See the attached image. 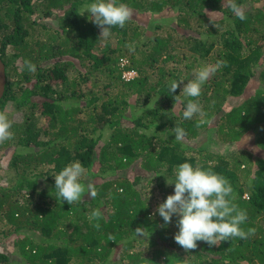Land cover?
<instances>
[{
	"label": "trees",
	"instance_id": "trees-1",
	"mask_svg": "<svg viewBox=\"0 0 264 264\" xmlns=\"http://www.w3.org/2000/svg\"><path fill=\"white\" fill-rule=\"evenodd\" d=\"M93 2L0 0L7 75L0 111L13 133L0 149L11 148L7 166L15 173V182L0 184V220L17 238L25 235L16 242L21 260L0 253V264H264V158L236 150L248 134L264 149V0H235L246 20L228 0H117L132 16L106 39L85 11ZM172 12L176 23L160 32ZM142 13L163 17L150 31L138 21ZM192 20L200 31L181 32ZM218 61L223 66L193 98L205 116L184 119L183 85L169 94L170 82L187 83ZM130 69L138 74L126 82ZM253 80L259 85L251 88ZM199 119L206 123L197 127ZM177 126L186 132L182 141ZM213 137L221 149L208 148ZM73 162L85 168L81 183L93 184L98 195L70 205L57 200L54 176ZM184 162L230 181L233 203L247 213L241 227L255 228L253 235L211 247L198 241L189 251L175 242L179 217L165 227L152 205L174 194L167 181ZM130 166L148 171V181L118 172ZM96 209L99 229L88 219Z\"/></svg>",
	"mask_w": 264,
	"mask_h": 264
},
{
	"label": "clouds",
	"instance_id": "clouds-1",
	"mask_svg": "<svg viewBox=\"0 0 264 264\" xmlns=\"http://www.w3.org/2000/svg\"><path fill=\"white\" fill-rule=\"evenodd\" d=\"M228 7L240 20L247 19L245 10L235 0H228ZM85 11L92 17L93 23L101 28L100 36L105 39L111 35L112 27L123 28L132 16V10L125 4H118L117 0H95ZM24 64L28 71L35 72V65L31 61H25ZM222 66L223 62L218 61L214 66L205 65L197 69L194 78L187 83L175 80L170 82L169 94L176 93L183 85L181 90L183 96L187 98L183 110L184 119L191 120L196 115L205 116L202 106L193 98L201 95L202 86ZM123 79L129 82L134 78ZM174 99L178 97L175 95ZM205 123L204 119H199L196 126ZM11 128L12 121L5 112L0 111V143L12 139ZM173 131L177 141H182L186 135L185 130L179 126ZM83 175L85 168L80 162H73L56 174L54 178L57 200L72 205L81 201L86 194L95 198L98 195L95 186L91 183H81ZM173 182L174 194L168 195L166 200L158 205L156 211L163 218L165 227L172 222L173 214L179 217L177 221L179 231L174 239L186 251L196 249L198 241H203L211 247L233 238L247 239L255 233V228L245 231L241 227L247 220V213L233 203V188L223 175L184 162L175 169L174 179L167 181L169 184ZM101 218L102 213L99 209L93 210L88 217L90 222L97 221L93 225L97 229L100 227L98 221ZM135 234L141 237L145 232L141 227H137Z\"/></svg>",
	"mask_w": 264,
	"mask_h": 264
},
{
	"label": "rangeland",
	"instance_id": "rangeland-1",
	"mask_svg": "<svg viewBox=\"0 0 264 264\" xmlns=\"http://www.w3.org/2000/svg\"><path fill=\"white\" fill-rule=\"evenodd\" d=\"M38 15L41 14V11H39L37 13ZM217 15L215 14V17ZM137 17H138V21L145 25L146 27H149V30L152 31L153 29H151L153 26L157 25L159 22H158V18H161L163 17L161 14H153V13H142V14H137ZM166 20H167V24L165 23L164 26H163V29L161 28V30H159L160 32L162 30H167L168 29V25L169 23L171 22H174L176 23L177 21V17L175 16V13L172 12L169 16H165ZM214 19V17H213ZM157 20V22H156ZM187 29H182L180 28V31L181 32H186V33H192L193 35H195L198 31V29H200L201 27L199 26V22L196 23L195 21L192 20V23L191 25L187 26L186 27ZM185 34V33H184ZM259 85V82L257 80H253L251 83H250V86L251 88H253L254 86H258ZM183 87V86H182ZM254 90H251L250 92L252 93ZM250 93V94H251ZM240 99H236V103H238ZM206 137L205 134L201 133L199 134V138H203L202 140H204ZM259 140H258V137L256 134H248V136L245 135V137H243V139H240L236 145V150L238 152L240 151H245L246 153H251L253 156H256V157H263L264 158V149L260 147L259 145ZM222 144H221V141H218L216 138L213 137L211 143L208 145V148H211V149H216V150H219L221 149L222 147ZM11 149V148H10ZM7 150V149H0V184L4 183V182H15L14 178L15 176H13L15 173H14V170H10L9 166H7L8 162H9V157L11 156V150ZM226 151H231V147H226ZM9 172H11V174L9 175ZM37 172V171H36ZM120 174H130L131 175V180L134 179V176L136 174H139L140 177L142 176V179L141 181L144 182V184L148 181V175H150V173L148 171H145V170H141L140 168H136L135 166H130V167H127V168H124V169H121L118 171ZM238 175H239V178H238V182H242L244 181V178L242 177V174L238 171L237 172ZM91 181L92 182H96L98 180L97 177H90ZM153 177L150 178V180L152 179ZM12 180V181H11ZM39 182H43L42 180H39ZM152 183V187L153 186H156V183L154 181H151ZM245 196H247V194H245ZM43 198H40V201L42 200ZM161 200V199H159ZM47 202H51V198L49 199H46ZM160 201L156 202L154 201L153 202V205H152V210L155 211L158 207V203ZM3 221L0 220V253H3L4 255H10V259H20L22 258L21 254L19 253V248L18 246L16 245V242L18 240H20L21 238H23L25 235L24 234H21L19 236V238H17V235L14 234V227H9L7 229L4 228V226L2 225ZM26 234V233H25ZM141 248V247H139ZM22 264H26L25 263H22Z\"/></svg>",
	"mask_w": 264,
	"mask_h": 264
},
{
	"label": "water",
	"instance_id": "water-1",
	"mask_svg": "<svg viewBox=\"0 0 264 264\" xmlns=\"http://www.w3.org/2000/svg\"><path fill=\"white\" fill-rule=\"evenodd\" d=\"M6 84H7L6 66L0 57V99L5 94Z\"/></svg>",
	"mask_w": 264,
	"mask_h": 264
},
{
	"label": "built area",
	"instance_id": "built-area-1",
	"mask_svg": "<svg viewBox=\"0 0 264 264\" xmlns=\"http://www.w3.org/2000/svg\"><path fill=\"white\" fill-rule=\"evenodd\" d=\"M121 63H122V66H125L126 64H128V60L126 58H122ZM136 75H137V72L133 69L126 70L125 72H123V77L126 80L133 79Z\"/></svg>",
	"mask_w": 264,
	"mask_h": 264
}]
</instances>
